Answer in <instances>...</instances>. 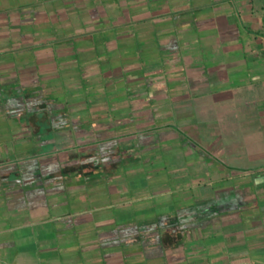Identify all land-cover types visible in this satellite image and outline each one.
Wrapping results in <instances>:
<instances>
[{
  "label": "crops",
  "instance_id": "crops-1",
  "mask_svg": "<svg viewBox=\"0 0 264 264\" xmlns=\"http://www.w3.org/2000/svg\"><path fill=\"white\" fill-rule=\"evenodd\" d=\"M0 264H264V0H0Z\"/></svg>",
  "mask_w": 264,
  "mask_h": 264
}]
</instances>
